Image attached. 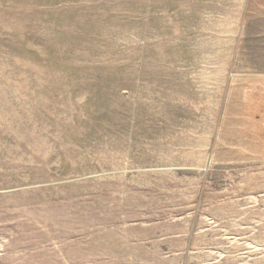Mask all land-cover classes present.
<instances>
[{"label":"rangeland","instance_id":"obj_1","mask_svg":"<svg viewBox=\"0 0 264 264\" xmlns=\"http://www.w3.org/2000/svg\"><path fill=\"white\" fill-rule=\"evenodd\" d=\"M251 1L0 0V264H264Z\"/></svg>","mask_w":264,"mask_h":264},{"label":"crops","instance_id":"obj_2","mask_svg":"<svg viewBox=\"0 0 264 264\" xmlns=\"http://www.w3.org/2000/svg\"><path fill=\"white\" fill-rule=\"evenodd\" d=\"M245 14H246V19L248 20L251 19V22L254 19V17L255 18L259 17L262 30H264V0H261L259 5L251 1L248 7H246ZM256 74L260 75L262 80V85L264 86V67L261 66L260 69H258V71L256 72Z\"/></svg>","mask_w":264,"mask_h":264}]
</instances>
